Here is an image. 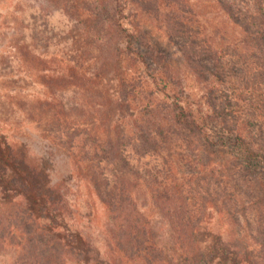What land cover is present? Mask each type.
I'll return each mask as SVG.
<instances>
[{
    "label": "trees",
    "instance_id": "trees-1",
    "mask_svg": "<svg viewBox=\"0 0 264 264\" xmlns=\"http://www.w3.org/2000/svg\"><path fill=\"white\" fill-rule=\"evenodd\" d=\"M181 1L86 0L76 7L62 0L63 11H80L85 17L77 18L87 35L84 46L80 43L74 53L66 54L68 77L85 97L67 98L57 92L55 84L67 83L64 73L57 74L42 83L53 92L25 107V116L40 129L52 151L64 152L72 159V172L62 182L51 184L52 167L46 169L45 156L34 165L28 160L29 146L25 143L13 145L6 140L4 150L0 149V178L9 179L11 186L22 192L35 191L38 197H49L53 206L65 202L64 195L54 196L55 188L63 187L74 175L88 178L110 213L117 248L127 258H139L147 264L161 260L162 250L147 211L140 210L134 199L140 187L150 192L154 204L173 221L174 246L183 264H208L197 240L202 216L193 215L183 185L168 181L169 167L141 169L131 163L128 150L139 157L159 154L163 147L171 149L174 136L208 149L224 150L230 153L223 162L235 184L237 174L249 175L264 193V121L255 123L251 119L249 126L240 124L242 114L232 96L236 82L243 84L250 75L251 106L259 102L264 107V0H214L239 32V38L225 51L199 38V32L184 17L194 9L182 6ZM140 13H149L166 26L169 39L178 46L182 61L200 84L199 97L195 90L188 89L166 53L150 43L142 44L137 18ZM223 84L231 92L223 91ZM11 106L0 104V109ZM79 138L89 147L76 153L74 146ZM47 161L54 162L55 156L49 155ZM103 163L110 167L112 184L103 171L101 178L94 175V167ZM8 218L9 223L0 227V244L16 246L22 264H63L60 256L64 249L75 250L50 232L44 242L30 209L22 208ZM261 240L264 251V235Z\"/></svg>",
    "mask_w": 264,
    "mask_h": 264
},
{
    "label": "rangeland",
    "instance_id": "rangeland-1",
    "mask_svg": "<svg viewBox=\"0 0 264 264\" xmlns=\"http://www.w3.org/2000/svg\"><path fill=\"white\" fill-rule=\"evenodd\" d=\"M56 1L59 3L56 4ZM61 1L0 0V104H12L8 110L0 109V149L4 150L6 140L13 145L18 142L27 144L29 162L35 165L45 156L44 165L47 170L52 167L49 178L51 184L55 185L72 172V159L64 152L49 148V142L43 139L40 129L25 116V109L35 100L44 98L46 93L53 92V88L49 90L44 86L48 82L46 79L50 80L61 73L67 77V83L63 86L55 84L57 92L67 98L85 97L83 91H77L75 81L68 77L66 60V54L74 53L77 46L85 44L87 35L77 20L80 16L85 17L80 11L79 14L72 10L63 11ZM67 1L78 7L79 2L85 3L86 0ZM180 4L194 9L184 17L199 32V38L208 39L219 50L225 51L229 43L239 38L238 29L224 18L214 0H182ZM137 18L144 39L142 44L148 46L147 43H150V46L166 53L188 89L195 90L196 97H199L200 84L182 61L178 46L169 39L168 29L163 22L149 13H140ZM125 63L133 67L131 61ZM249 76L243 84L236 82V92L232 94L239 107L238 112L242 114L238 121L248 126L251 119L255 123L264 121V107L259 102L251 106ZM221 88L223 91L231 90L227 84ZM261 136L264 137V130ZM156 137L160 140L159 136ZM171 143V149L163 147L161 153L144 157L137 156L130 149L128 157L132 164L141 169L169 167L171 174L168 181L177 180L179 185H183V193L193 215L202 216L197 240L208 264H264L261 245L264 235L263 191L256 187L249 175L240 177L237 174L238 184H235L234 177L223 162L230 155L227 151L208 149L176 136ZM87 147L89 144L84 145L79 138L74 151L79 153ZM49 155L55 156L53 164L47 161ZM94 169V175H98V178L102 177L103 171L105 176L111 178V184L114 182L110 167L105 163ZM11 185L9 179L4 181L0 178V197L2 189L6 188L0 201V227L9 223V215H17L22 208L32 210L35 225L44 242L49 240L51 233L61 239L63 245L74 247L75 252L64 249L61 253L63 264H147L139 258H127L117 248L110 213L88 178L79 179L74 175L63 187L55 188L54 196H65V202L55 206L48 201L49 197H38L35 191L22 192ZM133 195L137 207L147 211L157 244L162 250L161 260L156 264H183L174 246L173 221L154 204L150 192L143 186ZM7 239L12 241L9 235ZM22 262L16 246L0 244V264Z\"/></svg>",
    "mask_w": 264,
    "mask_h": 264
}]
</instances>
